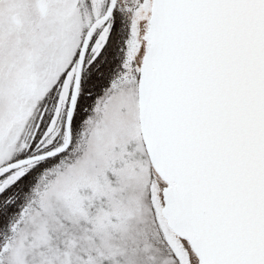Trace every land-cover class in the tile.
I'll list each match as a JSON object with an SVG mask.
<instances>
[{"label":"snow or ice","instance_id":"obj_1","mask_svg":"<svg viewBox=\"0 0 264 264\" xmlns=\"http://www.w3.org/2000/svg\"><path fill=\"white\" fill-rule=\"evenodd\" d=\"M0 264H264V0H0Z\"/></svg>","mask_w":264,"mask_h":264}]
</instances>
